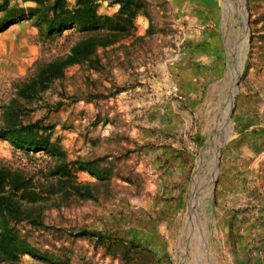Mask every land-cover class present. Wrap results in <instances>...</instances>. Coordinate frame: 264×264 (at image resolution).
<instances>
[{
    "label": "rangeland",
    "instance_id": "1",
    "mask_svg": "<svg viewBox=\"0 0 264 264\" xmlns=\"http://www.w3.org/2000/svg\"><path fill=\"white\" fill-rule=\"evenodd\" d=\"M54 3L0 0V264H264V0Z\"/></svg>",
    "mask_w": 264,
    "mask_h": 264
},
{
    "label": "trees",
    "instance_id": "2",
    "mask_svg": "<svg viewBox=\"0 0 264 264\" xmlns=\"http://www.w3.org/2000/svg\"><path fill=\"white\" fill-rule=\"evenodd\" d=\"M58 4H59V0H56V3H54L53 6H51L52 17L50 20L52 22H54L57 18H59L60 13L57 12V5ZM50 20H49V23H50ZM92 37L93 36H91V40L93 39ZM85 48L86 47L81 46V45L76 47V49L74 50V53L72 51V53L67 57L66 62L67 63H74V62L81 61V60H87V57H89L91 54L94 53L96 45L94 46V44H90L88 46V49H85ZM90 66L93 67V64ZM3 181H4L3 179L0 181L1 186H4ZM2 196H4V194H2Z\"/></svg>",
    "mask_w": 264,
    "mask_h": 264
},
{
    "label": "crops",
    "instance_id": "3",
    "mask_svg": "<svg viewBox=\"0 0 264 264\" xmlns=\"http://www.w3.org/2000/svg\"><path fill=\"white\" fill-rule=\"evenodd\" d=\"M11 26L10 25H7L6 27L3 26V28L0 29V39L6 37V39L10 40L9 42L7 41L6 44H4V45H0V51L6 50V48H5L6 46L5 45H11L12 46V45L15 44V40H13L15 38H8V35H6V33L12 32L11 34H14V36L17 37L18 31L16 30V28L9 29Z\"/></svg>",
    "mask_w": 264,
    "mask_h": 264
},
{
    "label": "bare ground",
    "instance_id": "4",
    "mask_svg": "<svg viewBox=\"0 0 264 264\" xmlns=\"http://www.w3.org/2000/svg\"><path fill=\"white\" fill-rule=\"evenodd\" d=\"M263 101H264V100H263ZM257 118H258V117H257ZM223 141H224V138H222V140H221L220 142H223ZM220 142H219V143H220ZM219 143H218V144H219Z\"/></svg>",
    "mask_w": 264,
    "mask_h": 264
}]
</instances>
